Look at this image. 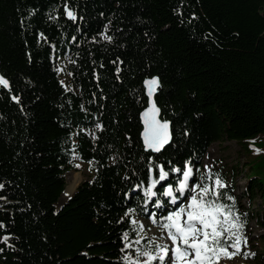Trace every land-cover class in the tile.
I'll list each match as a JSON object with an SVG mask.
<instances>
[{
    "label": "trees",
    "instance_id": "obj_1",
    "mask_svg": "<svg viewBox=\"0 0 264 264\" xmlns=\"http://www.w3.org/2000/svg\"><path fill=\"white\" fill-rule=\"evenodd\" d=\"M69 3L82 19L67 20L58 7L62 0H0V75L20 97L13 102L0 87V196L6 197L0 200L6 226L0 235L12 233L14 245L0 243V264H122L121 236L128 230L134 239L135 233L127 218L117 220L140 203L142 190L131 203L123 193L145 179L141 157L173 164L190 159L199 178L206 174V151L223 141L238 144L243 155L241 198L249 205L259 201L254 215L243 211L226 174L212 171L228 186L221 191L247 214V249L255 256L238 255L264 264V234L249 235L253 221L264 229V0ZM57 13V20L48 18ZM105 24L113 42L98 36L92 42ZM38 31L47 42L37 43ZM117 57L123 61L120 80L110 63ZM152 75L160 77L155 102L171 131L166 150L157 154L144 152L139 139L142 81ZM96 122L103 130L94 128ZM76 158L92 177L55 211L65 174L78 172ZM135 216L144 218L139 209Z\"/></svg>",
    "mask_w": 264,
    "mask_h": 264
},
{
    "label": "snow or ice",
    "instance_id": "obj_2",
    "mask_svg": "<svg viewBox=\"0 0 264 264\" xmlns=\"http://www.w3.org/2000/svg\"><path fill=\"white\" fill-rule=\"evenodd\" d=\"M58 7H62L66 19L73 22L78 18L82 19L78 17L75 8L70 6L69 0H62V4ZM175 11L180 14L181 10L178 7ZM58 16L59 13L49 15L48 18L57 20ZM192 18H195V13H192ZM97 36L99 41L113 42V36L108 34V24L104 25L103 31L91 37L92 42H99ZM76 39L75 36L71 37L72 41ZM41 40L47 42V37L43 32L38 31L37 43ZM71 62L75 63V61ZM110 63L114 65L115 78L120 80L123 61L117 57ZM68 75L71 76L72 73ZM93 78L99 80L95 70H93ZM60 83L65 90H68V86L64 85L63 81ZM142 85L147 98L146 106L140 112L144 126L140 133L142 147L145 152L162 153L166 150L165 146L170 143L171 131L170 121L160 118V108L154 99L155 94L161 89L160 77L146 76ZM0 87L8 91L13 102H20V97L12 94L10 82L3 75H0ZM139 99L138 96L137 100ZM94 128L103 130V124L96 122ZM89 134L93 140L97 139L95 131ZM129 140L126 134V142ZM254 152L259 153L260 149H254ZM71 154L76 155L74 151ZM109 159L116 163L114 157ZM141 160L146 162L143 169L145 179L132 184L130 190L123 193L124 198L131 203L132 198L140 195L142 190L140 203L136 208L127 207L124 216L117 220V223H121L127 218V223L135 233L134 239H130L128 230H125L121 236L122 264H220L222 259H232L241 253L243 258L255 256L254 252L247 249L248 237L245 235L247 214L238 210L233 195L221 191L228 187L227 184L219 175L213 176L207 164L204 165L206 174L197 178L195 173L198 169L193 166L190 159L183 160L181 164H173L171 160L156 162L153 156L149 155L142 156ZM92 163L93 161H89L90 165ZM130 172L132 176L137 177L141 174L136 169H130ZM174 174L177 176L175 181L172 180ZM124 179H130L128 172L125 173ZM205 180H209L210 183H206ZM4 187L5 185L0 183V189ZM65 195L68 193L66 192ZM5 199L6 197L0 196V200ZM223 200L231 203H224ZM137 209L143 215V220L136 219ZM145 221L148 222L147 228ZM5 227L0 221V229ZM153 227L158 229V233L148 236V232ZM11 237L12 233L5 232L0 235V243L7 248H14L10 243ZM141 241L145 243L141 244ZM126 249H132L134 255L126 252ZM3 251L4 248H0V252Z\"/></svg>",
    "mask_w": 264,
    "mask_h": 264
},
{
    "label": "rangeland",
    "instance_id": "obj_3",
    "mask_svg": "<svg viewBox=\"0 0 264 264\" xmlns=\"http://www.w3.org/2000/svg\"><path fill=\"white\" fill-rule=\"evenodd\" d=\"M65 80V78H64ZM212 171H220L225 173V180L230 185L233 190V194L239 198L240 205L243 208V211L251 212L253 215L258 210V200L252 202L251 205L247 204L242 198L241 193L243 191L245 177H244V165H243V155L238 144L235 142L223 141L219 143L212 144L209 149L206 151L204 158L202 159V171L206 173L204 165ZM79 165V167H77ZM74 167L78 169V172L69 171L65 174V182L67 186L66 177L70 173H76L79 176V180L74 190L68 194V196H63V192L55 204V211H57L64 201L75 191L76 187L84 180H89L92 177L93 172L91 169L84 164H81L76 158L74 162ZM196 175V173H195ZM197 177V175H196ZM65 186V188H66ZM144 218L138 219L143 220ZM148 222L145 221V226L147 228ZM158 233V229L155 227L151 228L148 232V236ZM264 234V229L259 228L258 225L253 221L249 225V235L251 239H255L259 235ZM252 241V240H251ZM220 264H254L253 262L243 260L239 255L235 256L232 259H222Z\"/></svg>",
    "mask_w": 264,
    "mask_h": 264
},
{
    "label": "bare ground",
    "instance_id": "obj_4",
    "mask_svg": "<svg viewBox=\"0 0 264 264\" xmlns=\"http://www.w3.org/2000/svg\"><path fill=\"white\" fill-rule=\"evenodd\" d=\"M79 180V176L76 173H70L69 175H67L66 177V181H67V186L64 189L63 195H65V193H71L75 186L77 185Z\"/></svg>",
    "mask_w": 264,
    "mask_h": 264
},
{
    "label": "water",
    "instance_id": "obj_5",
    "mask_svg": "<svg viewBox=\"0 0 264 264\" xmlns=\"http://www.w3.org/2000/svg\"><path fill=\"white\" fill-rule=\"evenodd\" d=\"M68 20V19H67ZM142 87H143V85H142ZM159 92V91H158ZM157 92V93H158ZM157 93L155 94V96L157 95ZM144 96H145V98H146V95H145V93H144ZM155 96H154V99H155ZM147 99V98H146ZM159 116H160V118H161V111H160V114H159ZM139 122H140V126H141V131H140V133L143 131V123H142V121H141V119H140V113H139ZM139 139H140V142H141V145H142V138H141V136H140V134H139ZM143 148V147H142ZM145 152V151H144ZM150 153H152V152H150ZM152 154H157V153H152Z\"/></svg>",
    "mask_w": 264,
    "mask_h": 264
},
{
    "label": "crops",
    "instance_id": "obj_6",
    "mask_svg": "<svg viewBox=\"0 0 264 264\" xmlns=\"http://www.w3.org/2000/svg\"><path fill=\"white\" fill-rule=\"evenodd\" d=\"M64 192V191H63ZM69 194V193H68ZM63 196H68V195H63Z\"/></svg>",
    "mask_w": 264,
    "mask_h": 264
}]
</instances>
